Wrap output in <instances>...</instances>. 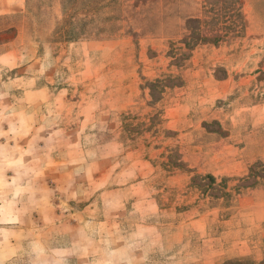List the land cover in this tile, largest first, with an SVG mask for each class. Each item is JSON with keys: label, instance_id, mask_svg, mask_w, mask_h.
Segmentation results:
<instances>
[{"label": "rangeland", "instance_id": "obj_1", "mask_svg": "<svg viewBox=\"0 0 264 264\" xmlns=\"http://www.w3.org/2000/svg\"><path fill=\"white\" fill-rule=\"evenodd\" d=\"M0 264H264V0H0Z\"/></svg>", "mask_w": 264, "mask_h": 264}, {"label": "crops", "instance_id": "obj_2", "mask_svg": "<svg viewBox=\"0 0 264 264\" xmlns=\"http://www.w3.org/2000/svg\"><path fill=\"white\" fill-rule=\"evenodd\" d=\"M8 4H10V5H9V6H7V7H5L4 11H5V12H6L7 10H8V11H10V10H12V11H13V10L15 9V7H14L15 5H14V4H13L14 6H13V5H11L12 3H8Z\"/></svg>", "mask_w": 264, "mask_h": 264}, {"label": "trees", "instance_id": "obj_3", "mask_svg": "<svg viewBox=\"0 0 264 264\" xmlns=\"http://www.w3.org/2000/svg\"><path fill=\"white\" fill-rule=\"evenodd\" d=\"M207 4H209V5H211V6H207ZM207 4L205 3V4H203V8L205 9L206 7H208V8H213V4L212 3H209V2H207ZM205 6V7H204ZM210 9H208V10H210ZM190 19V18H189Z\"/></svg>", "mask_w": 264, "mask_h": 264}]
</instances>
